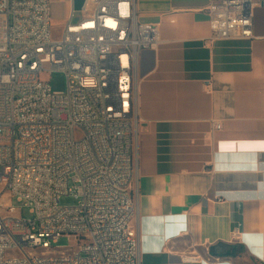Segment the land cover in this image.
<instances>
[{
    "label": "built area",
    "instance_id": "built-area-1",
    "mask_svg": "<svg viewBox=\"0 0 264 264\" xmlns=\"http://www.w3.org/2000/svg\"><path fill=\"white\" fill-rule=\"evenodd\" d=\"M67 2L53 42L52 0H0V264H141L137 68L161 33L139 21L136 0ZM262 5H210L211 41L253 39ZM54 73L62 92L45 77ZM62 237L74 245L55 247Z\"/></svg>",
    "mask_w": 264,
    "mask_h": 264
},
{
    "label": "crops",
    "instance_id": "crops-1",
    "mask_svg": "<svg viewBox=\"0 0 264 264\" xmlns=\"http://www.w3.org/2000/svg\"><path fill=\"white\" fill-rule=\"evenodd\" d=\"M221 1L136 0L162 38L137 68L141 264H264V0L253 39L211 41Z\"/></svg>",
    "mask_w": 264,
    "mask_h": 264
},
{
    "label": "rangeland",
    "instance_id": "rangeland-1",
    "mask_svg": "<svg viewBox=\"0 0 264 264\" xmlns=\"http://www.w3.org/2000/svg\"><path fill=\"white\" fill-rule=\"evenodd\" d=\"M82 7V3L77 1L75 2V10L79 11ZM70 7L67 0H52L51 5V16H52V23H51V31L50 37L53 42L61 41L63 38V33L65 30V25L67 21V16L69 15ZM47 79L51 81V85L54 91L62 92L67 87V81L64 75L59 73H54L52 75L45 76ZM62 205L72 206L76 204V200L73 198H63L61 200ZM11 204L17 208L18 212L24 218L32 217L30 214V210L28 208H23V204L19 203L16 199L11 200ZM74 245V241L67 238L62 237L59 239L58 243L54 246L60 248L62 250L71 248Z\"/></svg>",
    "mask_w": 264,
    "mask_h": 264
},
{
    "label": "trees",
    "instance_id": "trees-1",
    "mask_svg": "<svg viewBox=\"0 0 264 264\" xmlns=\"http://www.w3.org/2000/svg\"><path fill=\"white\" fill-rule=\"evenodd\" d=\"M236 247L239 248L240 251H245L246 248L244 245L239 244L236 245ZM228 250H226L224 253L218 254L219 257H235L236 251L235 246H229L227 247ZM212 253H214L213 249L211 250Z\"/></svg>",
    "mask_w": 264,
    "mask_h": 264
}]
</instances>
